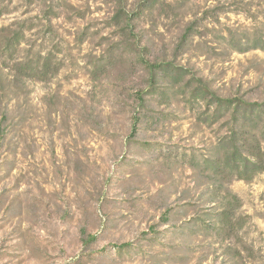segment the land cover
I'll list each match as a JSON object with an SVG mask.
<instances>
[{"label":"rangeland","instance_id":"rangeland-1","mask_svg":"<svg viewBox=\"0 0 264 264\" xmlns=\"http://www.w3.org/2000/svg\"><path fill=\"white\" fill-rule=\"evenodd\" d=\"M139 1L0 0L8 5L0 28L36 23L26 46L57 44L63 60L49 81L0 94V264H228L222 245L200 232L185 242L172 235L171 225L200 217L204 187L187 165L157 161L160 150L207 153L228 127L204 122L210 108L200 100L145 102L144 64L166 60L214 96L264 102V0H160L123 37L112 17ZM49 7L58 14L51 22ZM117 44L122 60L92 76ZM228 189L250 217L242 262L264 264V173Z\"/></svg>","mask_w":264,"mask_h":264},{"label":"trees","instance_id":"trees-1","mask_svg":"<svg viewBox=\"0 0 264 264\" xmlns=\"http://www.w3.org/2000/svg\"><path fill=\"white\" fill-rule=\"evenodd\" d=\"M64 2L65 0H54L52 4L59 8L64 6ZM164 2L139 1L133 11L117 10L112 22L118 27L121 26L119 31L122 32L123 37H127L132 33L131 28L127 34L126 30L133 20L141 17L144 12L163 8ZM7 6H2L0 12H8ZM48 13L49 22L52 17L58 15L51 7ZM13 25L15 28L11 30L7 27L0 28V94L2 95L10 92L12 88L23 87L26 81L47 82L63 67V60L59 58L61 49L57 44L48 49L26 46L28 44L26 32L34 29L36 23L28 24L27 21H23L15 22ZM190 32L191 28L186 30L182 41L188 39ZM183 43L180 45L182 46ZM232 46L239 52H246L249 48L240 41H233ZM119 49H121L120 44L110 47L106 51L107 54L94 64L91 75L96 77L100 72H104L106 67L121 61L123 58L121 51L119 57L114 55ZM144 65L150 68L148 89L143 92L144 95L149 96L148 101L144 99L145 102L153 100L160 106L170 107L178 102L179 96L182 95L186 96L188 103L200 100L211 110H208L204 116V122L213 124L223 121L228 127L225 136L219 139L217 145L207 153L177 151L174 155H170L169 152L160 150L157 155L158 165L161 167L170 168L175 162L187 165L195 174L198 186L204 187L201 191V204L205 207H202L200 217L185 220L181 225H171L170 232L183 242L188 240L190 234L200 232L204 238L222 245V253L228 257V264H245L242 262V250L245 247L242 246L240 233L248 224L250 217L239 212L242 200L228 189V184L233 180L250 182L257 175L264 173V102L214 96L200 79L186 78L187 70L166 60L156 59L155 62ZM147 107L145 109L148 110ZM142 115L149 116L153 123H159L164 114L148 115L144 112ZM141 119L135 116L132 134L135 132V124H139ZM163 219L164 223H168L170 216H165Z\"/></svg>","mask_w":264,"mask_h":264}]
</instances>
